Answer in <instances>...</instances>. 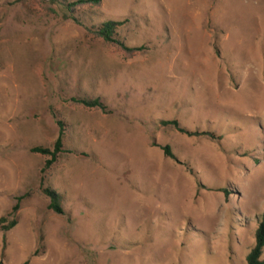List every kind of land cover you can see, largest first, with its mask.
Here are the masks:
<instances>
[{
	"label": "rangeland",
	"instance_id": "1",
	"mask_svg": "<svg viewBox=\"0 0 264 264\" xmlns=\"http://www.w3.org/2000/svg\"><path fill=\"white\" fill-rule=\"evenodd\" d=\"M63 14L0 0V216L27 194L0 264H246L264 212V0L78 11L87 26L125 21L118 37L145 47L132 54ZM58 120L65 152L41 173L48 157L29 149L52 148Z\"/></svg>",
	"mask_w": 264,
	"mask_h": 264
},
{
	"label": "trees",
	"instance_id": "2",
	"mask_svg": "<svg viewBox=\"0 0 264 264\" xmlns=\"http://www.w3.org/2000/svg\"><path fill=\"white\" fill-rule=\"evenodd\" d=\"M17 1V0H16ZM52 4L60 6L63 11V18L70 19L74 23L83 26L89 33L93 34L106 44L114 45L121 49L124 52L129 54L142 51L145 47H129L123 40L118 37L117 29L124 24L125 21H114L106 20L99 25L87 26L77 15L78 11L87 7L99 6L101 0H49ZM51 10V9H50ZM70 100L78 105H81L85 108L99 109L103 112L106 111V105L102 102L99 97L96 98H80L72 97ZM59 132L58 136L53 142L52 148L43 147V146H33L29 149L30 152L47 156L48 158L44 161V164L40 170L41 173H45L58 159V156L65 152L63 148V140L65 136V126L64 123L60 120L57 121ZM162 125H168L174 128L179 133L185 134L187 136H208L210 138L215 137L214 134L209 132H197L189 131L186 128L182 127L177 120H167L162 121ZM163 154L169 158H175L171 147L165 145L161 147ZM67 152V151H66ZM43 194L49 199L47 209L52 211L55 214H63L64 210L62 208L61 195L50 187H45L42 190ZM227 195V191L224 190ZM27 194L20 195L15 198V203L11 207V210L5 215L0 216V230L3 232V246L2 253L5 248V236L4 233L12 229L17 224V212L20 208V202L24 199ZM246 264H264V212L261 214L257 227L254 232V245L246 255Z\"/></svg>",
	"mask_w": 264,
	"mask_h": 264
}]
</instances>
